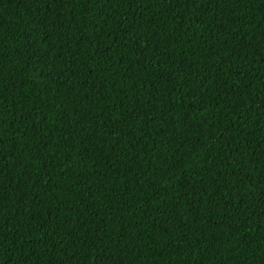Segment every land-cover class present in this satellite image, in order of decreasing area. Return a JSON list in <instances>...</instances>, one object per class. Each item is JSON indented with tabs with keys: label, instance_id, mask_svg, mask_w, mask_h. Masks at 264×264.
<instances>
[{
	"label": "trees",
	"instance_id": "16d2710c",
	"mask_svg": "<svg viewBox=\"0 0 264 264\" xmlns=\"http://www.w3.org/2000/svg\"><path fill=\"white\" fill-rule=\"evenodd\" d=\"M0 264H264V0H0Z\"/></svg>",
	"mask_w": 264,
	"mask_h": 264
}]
</instances>
